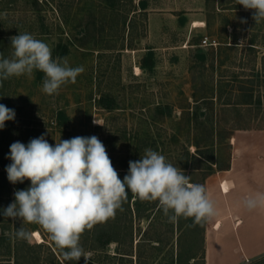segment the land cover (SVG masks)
<instances>
[{"label": "rangeland", "instance_id": "obj_1", "mask_svg": "<svg viewBox=\"0 0 264 264\" xmlns=\"http://www.w3.org/2000/svg\"><path fill=\"white\" fill-rule=\"evenodd\" d=\"M252 15L237 0H0L4 58H11L10 37L27 32L48 44L53 58L67 57L71 67L85 69L53 95L43 92L44 74L39 77L38 71L0 85V104L15 110V119L0 129V264H85L83 258L65 260L39 225L2 215L14 192L30 186L28 180L12 184L7 177L10 145L16 141L27 145L43 134L54 146L60 139L95 135L119 172L122 160L136 161L144 154H137L140 138L149 141L145 149L158 151L198 183L212 170L226 168L235 131L232 108L223 104L245 102L242 94L248 89L256 100L262 90V109H253L260 113L255 125L260 120L264 125V21L256 24ZM196 21L205 26L194 27ZM206 38L211 44L204 45ZM252 44L256 52L248 50ZM149 51L155 66L144 70ZM204 97L213 101L203 102ZM158 106H170L172 116L158 115ZM198 107L214 108V134L191 119ZM60 112L67 116L63 124ZM133 201L131 236L123 234L121 242L90 252L87 230L82 234L88 264H187L190 252L200 259L190 264H203L201 226L186 233L183 217L170 223L158 202L145 210L143 201L139 213ZM117 213L115 218L122 219ZM20 227L32 233L30 240L16 237ZM223 239L215 264L232 257L231 241ZM239 262L254 264L242 256Z\"/></svg>", "mask_w": 264, "mask_h": 264}, {"label": "clouds", "instance_id": "obj_2", "mask_svg": "<svg viewBox=\"0 0 264 264\" xmlns=\"http://www.w3.org/2000/svg\"><path fill=\"white\" fill-rule=\"evenodd\" d=\"M237 4L253 10L256 24L264 21V0H237ZM10 46L11 58L0 53V85L11 77L31 76L39 71L44 74L43 92L53 95L61 86L75 83L85 70L83 66L71 67L67 57L53 58L49 45L27 32L10 37ZM14 119L15 110L0 104V129ZM8 159L9 182L28 180L30 186L14 192V201L3 209L2 215L39 225L68 261L83 258L88 264L80 243L82 234L114 219L117 210H123L129 191L140 201H158L170 223L183 217L199 224L217 214L205 187L192 183L181 168L151 148H146L139 160L128 162L123 179L95 135L60 139L54 146L43 134L27 145L16 141L10 145ZM243 206L248 210L264 207V193L247 195ZM15 235L23 240L32 237L24 227L18 228Z\"/></svg>", "mask_w": 264, "mask_h": 264}, {"label": "crops", "instance_id": "obj_3", "mask_svg": "<svg viewBox=\"0 0 264 264\" xmlns=\"http://www.w3.org/2000/svg\"><path fill=\"white\" fill-rule=\"evenodd\" d=\"M205 26L196 21L194 27ZM230 167L218 170L206 180V190L214 201L217 214L208 218L206 227V264H215L217 252L229 239V262L241 264L264 255V207L248 210L243 199L264 193V130H238L231 139ZM220 227L215 230L216 223ZM212 248V249H211Z\"/></svg>", "mask_w": 264, "mask_h": 264}, {"label": "trees", "instance_id": "obj_4", "mask_svg": "<svg viewBox=\"0 0 264 264\" xmlns=\"http://www.w3.org/2000/svg\"><path fill=\"white\" fill-rule=\"evenodd\" d=\"M141 6L143 7V9H145L146 8L145 2H141ZM248 50L251 52H256L257 48L255 47L254 44H252L251 46L248 47ZM154 66H155L154 54L152 51H149V54L144 58L143 63L141 64V68H143L144 70H147V69L152 70ZM39 77H41L40 72H39ZM242 97L246 99L244 100L245 102H235V103L227 102L223 104L225 105L224 106L225 109L229 110V108H232L231 109V112L233 114L232 122H234L233 132L234 131L236 132L238 130H264V125L261 124L260 122L261 120L257 122L258 123L257 125H255L256 121L260 118L259 117L260 113L255 114V111L253 109L254 106H257L259 108V112L262 109V90H259V96L256 97V100H255V91L251 89H248L247 91H245L242 94ZM202 99H203L202 100L203 102L213 101L212 98H207V97L206 98L204 97ZM106 107L109 109H112L110 105ZM156 111L158 115H161L164 117L165 116L171 117L173 114V110L170 106H158ZM65 117H67L65 113L63 112L59 113L58 119H59V122H61V124H63V120L65 119ZM192 117L193 118L191 119L195 118V120H197L198 123L203 124V126H205L207 129L210 128L214 134L215 130H214L213 124L214 122H216V114L214 112V108H211V109L208 108L204 111L201 107H198L196 111L194 112V114H192ZM210 124H212V126H209ZM233 135L234 133H231L230 136L232 137ZM137 141H138L137 142V150H138L137 154L140 155L144 152V149L146 145L149 143V141L144 142L140 138ZM230 145H231V142H230ZM197 147L199 148L200 146H198L197 144ZM128 162L129 161L127 160H122L121 162V166L118 172L119 177L121 179H123V177L128 172V167H129ZM229 167H230V163L228 164L226 168H229ZM215 172L216 171L212 170V172H210L207 175V177L205 178V181H203L202 183H198L194 179L191 180V182L195 184L203 185L206 189L207 178L213 175ZM134 199L135 201H133ZM132 201L134 202L135 210L140 213L141 208L143 207L142 206L143 201H140L134 194H132L129 191L127 201L123 204V210L118 211L119 214H121L122 212V215H123V217H121L122 219L118 218L120 217L118 215L117 218H114V223H112L111 221L112 219L111 220L109 219L105 223H100V224L95 225L92 230L90 231L87 230L88 233L85 239V243H86L87 249H89L90 252H97L100 250H104L109 244L113 242H121L123 240V236H122L123 234H125L126 236H131L132 221L129 220L128 218H129V214L131 215L132 212H134L133 207H132ZM145 202L147 203L144 209L152 210L157 205V203H154L153 205V202H158V201H145ZM207 222H208V219H205V220H202L199 224H195L193 218H184L180 226L182 229H184V231H186V233L192 232V231L194 232L196 231V228H195L196 226H201V231L203 232V235H204L203 237H206L205 234H206ZM191 227H193V229H191ZM205 242H206V238H205ZM181 258H182V254H181ZM193 260L195 261V263L200 260L199 254L197 252L189 253V256L187 257V264H190V262ZM201 260L203 264H206V247L205 246H204V251L201 256ZM253 263L254 264H264V255H261L253 259ZM2 264H11V263H2Z\"/></svg>", "mask_w": 264, "mask_h": 264}, {"label": "bare ground", "instance_id": "obj_5", "mask_svg": "<svg viewBox=\"0 0 264 264\" xmlns=\"http://www.w3.org/2000/svg\"><path fill=\"white\" fill-rule=\"evenodd\" d=\"M136 70H137V72H139V71H140V68H137ZM219 227H220V223L218 222V223H216V225L214 226V229L217 230ZM211 249H212V248H211Z\"/></svg>", "mask_w": 264, "mask_h": 264}, {"label": "built area", "instance_id": "obj_6", "mask_svg": "<svg viewBox=\"0 0 264 264\" xmlns=\"http://www.w3.org/2000/svg\"><path fill=\"white\" fill-rule=\"evenodd\" d=\"M204 45H208V44H211V41H210V39L209 38H206V39H204Z\"/></svg>", "mask_w": 264, "mask_h": 264}]
</instances>
